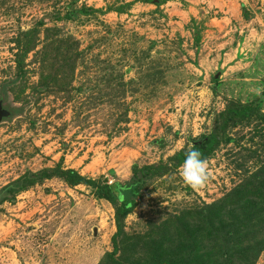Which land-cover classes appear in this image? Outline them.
Instances as JSON below:
<instances>
[{
    "label": "rangeland",
    "instance_id": "rangeland-1",
    "mask_svg": "<svg viewBox=\"0 0 264 264\" xmlns=\"http://www.w3.org/2000/svg\"><path fill=\"white\" fill-rule=\"evenodd\" d=\"M152 2L0 0V100L12 114L0 122V189L57 166L110 183L134 164L168 171L115 239L112 207L89 188L54 178L20 194L2 206L0 264H99L114 251L149 264L147 233L212 218L228 198L215 223L237 244L249 237L264 264V201L235 197L264 166V0ZM205 136L216 139L211 179L194 191L173 158Z\"/></svg>",
    "mask_w": 264,
    "mask_h": 264
},
{
    "label": "trees",
    "instance_id": "trees-1",
    "mask_svg": "<svg viewBox=\"0 0 264 264\" xmlns=\"http://www.w3.org/2000/svg\"><path fill=\"white\" fill-rule=\"evenodd\" d=\"M145 2L153 3L152 0H145ZM73 16V13L68 14L66 20H71ZM47 90H49L48 84H45L44 88L36 89L39 93H44ZM190 142L192 149L195 147L205 158L214 149L216 139L214 136H205L200 140H191ZM186 153L180 152L174 156L173 160L176 164L183 163ZM166 167L163 163L144 166L134 164L131 168V175L127 180L115 179L112 183L103 176L90 179L81 176L75 170L58 166L37 172L26 171L19 178L0 189V214L4 204H15L20 194L43 184L45 181L56 178L64 182L69 188L78 186L89 188L94 198L105 201L112 207L117 229L115 239L123 232V222L137 208L149 186L168 172ZM262 168L256 174L255 186L252 187V183L246 184L236 191L235 197L239 199L241 196H252L264 201V166ZM238 201L239 203L242 202L240 199ZM236 202L237 200L228 198L214 205L210 210L211 213H208V215L214 213L212 218L204 220L207 215H201L200 217L203 216V219L182 215L170 219L161 227L147 233L146 235L151 240L149 247H153L149 264H256L258 252L253 251L250 240H247L249 237L244 236L241 243L237 244L234 242L233 236L229 237L225 234L223 227L220 226L221 224L215 223L217 221V217L214 219L215 215L219 216L216 213L222 211L223 214L224 211L232 210L231 208ZM228 207L230 209H227ZM191 219L195 227H190L189 224L183 222H191ZM115 244L114 242V246ZM132 247L133 256L136 255L138 248L136 244ZM115 253L114 251L106 254L99 264H124V261L122 262L120 258L116 259ZM183 255L185 258L181 259Z\"/></svg>",
    "mask_w": 264,
    "mask_h": 264
},
{
    "label": "clouds",
    "instance_id": "clouds-1",
    "mask_svg": "<svg viewBox=\"0 0 264 264\" xmlns=\"http://www.w3.org/2000/svg\"><path fill=\"white\" fill-rule=\"evenodd\" d=\"M264 89H256L255 94L260 95ZM181 177L184 183L194 191L203 190L210 182L211 175L208 161L195 147L189 150L181 165Z\"/></svg>",
    "mask_w": 264,
    "mask_h": 264
},
{
    "label": "water",
    "instance_id": "water-1",
    "mask_svg": "<svg viewBox=\"0 0 264 264\" xmlns=\"http://www.w3.org/2000/svg\"><path fill=\"white\" fill-rule=\"evenodd\" d=\"M2 104H3V100H0V122L3 119H7V118H10L12 116L11 112H9L5 108H3Z\"/></svg>",
    "mask_w": 264,
    "mask_h": 264
}]
</instances>
